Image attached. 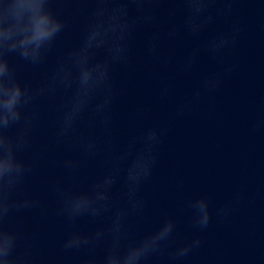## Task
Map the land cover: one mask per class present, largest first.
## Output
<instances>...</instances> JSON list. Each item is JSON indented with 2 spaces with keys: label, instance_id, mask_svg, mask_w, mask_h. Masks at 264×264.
<instances>
[{
  "label": "clouds",
  "instance_id": "1",
  "mask_svg": "<svg viewBox=\"0 0 264 264\" xmlns=\"http://www.w3.org/2000/svg\"><path fill=\"white\" fill-rule=\"evenodd\" d=\"M77 3L91 4L89 23L79 47L67 52L58 61L50 78L37 86L22 84L17 77L16 67L10 62L13 55L20 61L38 66L52 50L57 37L65 30V19L53 8L54 0H0V264H32L28 250L18 251L20 233L10 226L15 213L39 208L46 211L40 199L23 191L27 178L33 173L34 161H27L22 153L31 147V134L38 115L29 113L30 107L40 97H54L59 91L67 93L61 105L56 140L58 143L71 140L80 146L89 157L98 153V145L86 139L77 127L85 118L90 125L99 126L104 133L110 132L111 109L118 93L114 89L112 71L116 65L130 63L129 43L137 28L151 25L156 15L145 6L161 0H76ZM183 5L185 13L183 28L189 36L198 37L211 24L214 16L231 15L234 0H170ZM176 9L170 13L175 14ZM239 28L229 34H221L205 43L204 50L216 60L222 49L234 44ZM179 35L176 26L171 27L166 36L174 39ZM160 33L154 32L147 42L151 56L158 55ZM201 48H194L182 65L190 71L199 56ZM103 56L98 59V55ZM231 71V69H227ZM221 78L211 75L201 80L191 101H181L176 107V115L182 116L190 104L197 102L203 93L220 87ZM169 94V87L161 90L163 100ZM165 133L163 128H149L140 136L131 139L125 150L116 156L111 170L88 189L76 191L53 184L59 206L57 215L63 216L69 226V233L63 241L65 251L84 252L81 264H147L153 256L167 254L172 261L188 257L202 246V239L196 235L191 240L181 242L169 251L176 223L168 218L155 231L136 241H127L125 222L130 215H140L145 207L139 198L143 183L150 180L157 164L158 146ZM63 167L75 172L79 162L65 159ZM123 172L126 206L119 207L111 195ZM239 193L234 201L217 209L216 217L223 221L238 204ZM191 224L198 232L206 230L212 221L210 200L201 195L189 200ZM111 214L110 223L97 227L90 233L75 230L82 217L93 221L102 220ZM127 241V242H126ZM107 245L102 257L94 255L101 245Z\"/></svg>",
  "mask_w": 264,
  "mask_h": 264
},
{
  "label": "water",
  "instance_id": "2",
  "mask_svg": "<svg viewBox=\"0 0 264 264\" xmlns=\"http://www.w3.org/2000/svg\"><path fill=\"white\" fill-rule=\"evenodd\" d=\"M236 264H264V227Z\"/></svg>",
  "mask_w": 264,
  "mask_h": 264
}]
</instances>
